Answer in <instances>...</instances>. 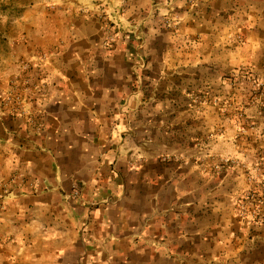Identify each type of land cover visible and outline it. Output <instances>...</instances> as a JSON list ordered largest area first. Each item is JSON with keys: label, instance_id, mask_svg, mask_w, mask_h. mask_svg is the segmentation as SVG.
Returning a JSON list of instances; mask_svg holds the SVG:
<instances>
[{"label": "crops", "instance_id": "1", "mask_svg": "<svg viewBox=\"0 0 264 264\" xmlns=\"http://www.w3.org/2000/svg\"><path fill=\"white\" fill-rule=\"evenodd\" d=\"M29 58L44 59L42 135L2 102ZM236 69L264 79V0H0V180L25 178L0 264H264V227L235 210L242 171L199 162L263 150L237 138L240 113L264 133V107L225 84Z\"/></svg>", "mask_w": 264, "mask_h": 264}, {"label": "built area", "instance_id": "2", "mask_svg": "<svg viewBox=\"0 0 264 264\" xmlns=\"http://www.w3.org/2000/svg\"><path fill=\"white\" fill-rule=\"evenodd\" d=\"M101 27L108 45H113L121 41L119 28L112 22L111 16L103 11L100 14ZM166 26L176 28L178 19L170 12L163 19ZM44 59L29 58L20 61L19 70L14 74L10 82V89L3 99L4 106L9 107L12 116L24 118L31 126L34 134L42 135L45 132V114L42 103L47 99L45 87L37 81L32 73L39 71ZM225 84L232 90L247 89L248 105L250 107H264V79L257 78L247 69H236L226 79ZM34 97V105L30 98ZM200 101H208L201 96ZM230 106L220 105L222 114L229 113ZM238 117V139L249 138V141L259 143L262 152L253 161L238 160L228 156L216 157L206 153L199 159L204 172L212 175L229 173L231 171H242L245 179V188L241 190L235 200V210L237 217L245 231H250L256 227H264V133L255 132V127L247 124L245 114H237ZM254 131L253 133H250ZM217 135L223 134L222 129L216 131ZM214 135L210 136V139ZM25 178L16 174L8 180H0V213L5 210L6 202L12 198L14 190L24 183ZM74 195L78 197L80 190L74 186Z\"/></svg>", "mask_w": 264, "mask_h": 264}]
</instances>
